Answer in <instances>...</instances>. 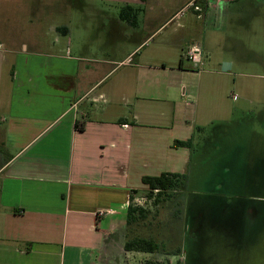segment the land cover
Masks as SVG:
<instances>
[{"label": "crops", "instance_id": "obj_1", "mask_svg": "<svg viewBox=\"0 0 264 264\" xmlns=\"http://www.w3.org/2000/svg\"><path fill=\"white\" fill-rule=\"evenodd\" d=\"M191 1L0 0V264H110L127 253L143 177L189 171L194 148L173 144L195 145L208 122L188 48L212 60L209 33L222 28L225 72L264 65V0H214L202 18H176ZM255 211L244 207L241 264H264Z\"/></svg>", "mask_w": 264, "mask_h": 264}, {"label": "rangeland", "instance_id": "obj_2", "mask_svg": "<svg viewBox=\"0 0 264 264\" xmlns=\"http://www.w3.org/2000/svg\"><path fill=\"white\" fill-rule=\"evenodd\" d=\"M105 6L113 11V6ZM21 23L22 27L18 19L15 27L29 28L27 19ZM210 27L213 31L214 26ZM215 27L220 26L217 23ZM220 31L209 33L215 57L203 60L200 78L191 83L201 84L204 96L199 111L205 113L208 123L195 141V159L186 173L187 181L178 194L157 207L148 201L145 206L152 214L136 228L138 234L154 237L165 248L157 254L115 253L110 264H241L247 204L256 206L249 222L260 226L264 251V65L236 63L225 72L218 59L227 57L228 50L224 29ZM87 38L89 42L93 39ZM249 48L260 54L256 42ZM224 111L229 113L227 120H233L231 128L221 126L226 119ZM8 158L0 144V170ZM138 197L148 199L151 195L145 191ZM178 249L181 253L171 254Z\"/></svg>", "mask_w": 264, "mask_h": 264}, {"label": "trees", "instance_id": "obj_3", "mask_svg": "<svg viewBox=\"0 0 264 264\" xmlns=\"http://www.w3.org/2000/svg\"><path fill=\"white\" fill-rule=\"evenodd\" d=\"M130 11H134L132 8H123L120 16L123 20H128ZM82 130V127H79ZM174 148L186 147L189 149L194 148L193 138L187 141H175ZM187 181L186 174L178 173H163L159 176H146L143 177L142 182L148 188L151 198H153L152 205L157 207L160 203L172 199L178 192L184 187ZM138 193V191H134ZM150 198V199H151ZM133 197L131 198V201ZM151 211L146 208L136 207L132 204L129 205L127 214V236L124 244V251L127 253H147L157 254L161 252L165 247L162 243H159L152 236H142L137 233V226L140 222L144 223L149 219ZM181 253V249H178L172 255ZM146 264H156L149 262Z\"/></svg>", "mask_w": 264, "mask_h": 264}, {"label": "built area", "instance_id": "obj_4", "mask_svg": "<svg viewBox=\"0 0 264 264\" xmlns=\"http://www.w3.org/2000/svg\"><path fill=\"white\" fill-rule=\"evenodd\" d=\"M214 0H192L184 9H182L177 15L176 18H181L188 12L194 13L198 18H202L204 14V3L211 4ZM216 1H224V0H216ZM186 59L191 62L195 67L199 68L203 64V54L202 48L199 45H194L189 47L186 51ZM149 201V205L152 204L153 198L147 197H138L134 198L131 202L136 207L146 208L145 204ZM104 214V212H100V215Z\"/></svg>", "mask_w": 264, "mask_h": 264}, {"label": "water", "instance_id": "obj_5", "mask_svg": "<svg viewBox=\"0 0 264 264\" xmlns=\"http://www.w3.org/2000/svg\"><path fill=\"white\" fill-rule=\"evenodd\" d=\"M226 67H227V66L225 65V68H224L225 70H226Z\"/></svg>", "mask_w": 264, "mask_h": 264}]
</instances>
